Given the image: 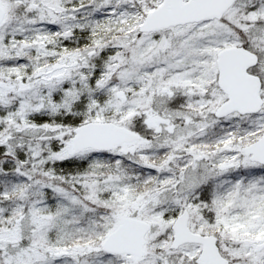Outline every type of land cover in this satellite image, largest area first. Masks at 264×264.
<instances>
[{"label": "snow or ice", "instance_id": "obj_1", "mask_svg": "<svg viewBox=\"0 0 264 264\" xmlns=\"http://www.w3.org/2000/svg\"><path fill=\"white\" fill-rule=\"evenodd\" d=\"M0 264H264V0H0Z\"/></svg>", "mask_w": 264, "mask_h": 264}]
</instances>
